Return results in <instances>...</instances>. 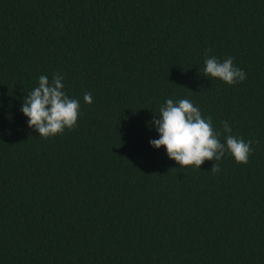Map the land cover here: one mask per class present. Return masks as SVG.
<instances>
[{
  "label": "trees",
  "instance_id": "16d2710c",
  "mask_svg": "<svg viewBox=\"0 0 264 264\" xmlns=\"http://www.w3.org/2000/svg\"><path fill=\"white\" fill-rule=\"evenodd\" d=\"M55 73L78 127L43 138L20 109ZM167 99L252 140L249 163L151 147ZM0 264H264V0H0Z\"/></svg>",
  "mask_w": 264,
  "mask_h": 264
},
{
  "label": "clouds",
  "instance_id": "9594fccd",
  "mask_svg": "<svg viewBox=\"0 0 264 264\" xmlns=\"http://www.w3.org/2000/svg\"><path fill=\"white\" fill-rule=\"evenodd\" d=\"M204 64L205 77L218 78L229 86L242 83L247 78L244 70L235 66L231 56L221 62L216 56L206 54ZM63 81L64 77L59 73L53 74L51 80L41 75L38 86L24 98L20 111L28 118V127L40 137H55L66 129L78 127L80 101L69 98L63 90ZM83 100L92 104L91 93L85 92ZM152 124L159 138L149 141L151 147L165 148L169 159L180 167L195 165L200 170L205 161H214L211 173L215 174L220 171L219 161L226 152L240 165H247L253 153L252 140L245 142L233 135L227 121L221 122L222 131L216 130L212 118L203 117L199 107L189 99H167L160 107L159 115L154 114Z\"/></svg>",
  "mask_w": 264,
  "mask_h": 264
}]
</instances>
